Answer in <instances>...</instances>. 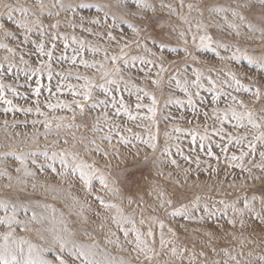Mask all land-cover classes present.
<instances>
[{
	"label": "rangeland",
	"instance_id": "374dc122",
	"mask_svg": "<svg viewBox=\"0 0 264 264\" xmlns=\"http://www.w3.org/2000/svg\"><path fill=\"white\" fill-rule=\"evenodd\" d=\"M44 2L51 3V0H44ZM77 2L79 0H65V3L74 4ZM85 2L100 5L102 10L97 12L96 7L77 9L75 15L71 12H61L58 17L61 27L56 31H59L62 36H68L69 48L64 50L65 41L60 38L54 41L56 49L51 62L53 79L49 81L47 69L38 72L35 76L31 75L32 69L40 68L47 59L39 56L31 41L38 43L43 41L46 50L53 43L49 41V35L54 30L47 27L49 24V18L46 15L47 9L41 16L45 25V35L40 37L39 29L34 26L29 42L21 43L23 29H17L15 24L8 19L9 9L4 6L11 5L13 9H16L11 14L15 20H19L21 15L18 9L27 7L35 11L36 0H0V23L6 24L16 36L15 40L5 39L0 33V43H6L9 47L16 48L15 56L0 48V65H3L4 68L9 67V62L14 65L12 73L4 74V83L12 85L19 93V95L13 96L11 91H7V98L13 101V105L25 109L35 108L34 101L39 99L41 110L48 112V109L43 107L47 101L52 103H56L57 100L71 102L72 96L67 88L68 84L73 85L77 91L84 90L85 80L76 79L79 74L97 85L93 89L95 97L105 99L104 93L99 87L105 84L104 79L101 78L100 70L98 67L85 68L80 61L83 59L89 63L101 62L104 59L105 49L108 50L109 55H113L118 52V47L114 43L109 46L106 36L101 39L99 36H90L88 32H82L79 18L83 16L85 21L90 18L100 19L101 24L99 25L85 22L83 27L103 36L105 20L110 29L113 14H115L117 26L113 30V35L118 38L122 36L123 40H129L131 44V47L127 49L129 64L124 67L121 63L123 80L119 82V90H116V85L106 86L112 90L117 100L121 97L124 98L133 115L147 114L146 108L140 110L139 113L135 110L137 89L143 88L156 95L158 100L157 125L153 126L151 131L154 134L157 127L159 129V138L156 141L157 149L154 152L136 138L137 136L142 140L150 138L149 133L143 127L137 126L141 123L140 121H130L122 110L120 116L111 117V113L116 110L112 109L110 104L107 109L110 113V120L107 123L101 120L99 130L94 129V118L105 111L103 106L91 109L89 103L85 109L84 117L79 115L77 109L75 121L71 119L72 112L57 108L55 113H49V119L52 115L65 119L63 121L53 120L51 129L46 130L42 123L44 117L38 116L35 111L32 113H5L3 109L6 105L0 104V199H4L6 193L10 192L13 198H19L16 202L22 205L17 208L18 220L28 221L33 212L40 220L39 223H29L30 230L27 232L23 230V224L14 225L16 237L29 239L36 244H43L40 238L41 232L45 237L51 238L54 232H62V229L67 227L74 233L72 239L75 243L92 253L89 259L95 264H122V262L124 264H128V262L147 264L143 257L138 262L135 260L136 253L132 251L133 245L128 243V240L134 239V234L131 232L132 223L118 225L113 219V217L119 219L116 209H104L97 196L104 199L106 203L116 204L122 209L123 215L135 223L137 229L146 232L150 223L149 217H165V213L156 207L157 196L153 192V188L159 186L169 192L180 188L181 191H187L189 197L199 195L201 208L207 203L214 215L208 217L204 225L185 221L181 217H167L166 225L172 227L177 233V246L189 249L182 258L171 256L168 251L171 245L161 250L159 227L155 225L154 239L158 255L152 264H190L193 249L196 252H206L220 264H225V261H228V264H235L224 255V252L231 253L241 261V264L244 262L254 264L258 257L264 255V223L256 218L255 212L248 210L242 216H234L232 208L220 204L219 201L224 200L227 205H231L244 195L251 196L253 193L259 199L261 180H253V176H260L264 180V174L253 167L252 176H249L247 171L241 170V167L230 166V158L233 155L239 156L241 151H246V148L242 149L235 142L228 143L226 134L241 135L243 130H233L232 125L236 121L230 118V114L229 119L225 120L223 124L213 117L217 114L223 116V110L229 103L230 95L245 99L250 95L243 90L237 93L234 91V85L229 87L230 81L224 75L225 72L237 73L245 86L264 82V72L258 71V65L249 64L248 59L245 58L251 56L258 59L264 54V40L261 39L260 32L249 33L246 28L241 27L242 34L236 36L234 31L228 28L224 17L226 16L229 22L233 21L231 9L236 8V0H184L183 8L180 7V0H163V3L172 5L174 12H170L168 8L162 9L160 7L161 0H155L157 10L154 14L149 13L152 16L153 26L149 27L145 33L147 38L143 36L134 38L139 40V44H136L132 42V33L127 25L119 23L121 5L126 2L134 7L133 0H85ZM189 3L194 5L191 12L187 8ZM253 3L257 5L255 11L258 13V0H253ZM220 7L227 8L229 11L219 14L212 11V9ZM201 12H203V16L200 15ZM181 16L186 17L189 23H183L180 19ZM29 19H33V17L29 15ZM66 19L74 20L77 27L75 29L68 27ZM249 19L252 20L256 28L260 27L258 19L251 15H249ZM198 21L211 25L207 28L208 34L212 35L214 40L226 45L227 51L224 47H217L215 44L211 47H197L199 35L204 34L203 31L198 33L196 28ZM235 22L240 23L238 20ZM173 27H175V31H172ZM189 27H191V31H188ZM181 31L185 32L183 39L179 36ZM161 34L165 39L163 53L159 50ZM194 34H197L195 44L192 42ZM73 35L78 40L86 42L81 55L74 52V49L79 48V44L71 42ZM154 36L156 37L155 42H153ZM123 40H121V44ZM184 40L188 41L187 45ZM90 47H95L97 51H90ZM185 47L188 48L191 55L184 52ZM145 48L150 51L146 52ZM237 48L240 49L239 52H237ZM150 53H155V56ZM62 54L68 59H60ZM21 55L24 56L27 64L20 61ZM161 55L163 61L159 59ZM5 57H8V60H5ZM73 57L77 61L75 65L71 62ZM133 57L136 58L135 63H132ZM140 58L145 61L154 60L155 65L141 64ZM161 63L167 71L161 73L162 83L157 89L150 84L145 73L155 79L156 73L160 71ZM107 67H111L110 63L107 64ZM193 69L201 73L199 87L194 85L196 77L193 75ZM25 72L28 73L27 76ZM57 73L66 79H61ZM37 79L44 86L39 98L35 97L32 91L37 86L35 84ZM209 79L215 82V87L209 84ZM176 80H180L181 86L187 88L188 95H185V92L176 86ZM58 84L65 85L61 90L62 94L57 93L55 96H51L48 87L51 86L55 92ZM218 94L220 95L219 101L213 103V97ZM139 95H143V93L141 92ZM25 96L28 97L27 100L23 99ZM189 96L193 101L191 105L188 103ZM170 98L172 101L179 100L181 103L169 102ZM143 104H150V100L145 98ZM213 109L218 111L214 113ZM204 113H208V116H205ZM33 121H38V123L33 125ZM58 123L61 124L60 128L56 127ZM110 128L112 130L111 144L102 139L109 134ZM127 128H131L132 131H126ZM175 128H179L180 131H174ZM220 129L223 131L221 132ZM46 131L48 132L47 139L44 138ZM165 132L170 134L169 138L165 137ZM189 133L196 136L195 144H193L192 135ZM120 136H124L127 143L121 142ZM202 136L206 138L201 140ZM34 138L35 143L33 142ZM64 140H67L68 143L65 144ZM54 141L55 144H53ZM201 144L203 150H201ZM73 145H75L74 148ZM225 147L228 149L227 152L222 151V148ZM166 148L169 149L170 154L168 155H165ZM64 149L70 153H77L89 164L95 161L94 166L103 173L109 187L118 188L119 193L114 195L104 190L99 183L98 176L92 178V190L89 191L80 180L78 170L73 175L64 177L61 175L63 168L59 157L53 162L40 155L47 151L51 156L53 151L59 152ZM209 149L212 152L211 156L208 155ZM260 150H264V148H258L254 160L249 156L244 161H231V164H242L245 169L252 167L254 161L255 163L260 162ZM33 152H36L37 156H31L30 154ZM16 156L25 158L28 170L34 172V176L25 175L23 170L20 173L15 171V168L20 166ZM33 159H36L35 165L32 164ZM171 160H176L179 167L173 166L170 163ZM197 160L199 166H197ZM49 165H52L56 171H52V167ZM41 166L43 171L39 170ZM5 173L11 175V181L8 180ZM9 183L12 184V188L6 189L4 186ZM33 185L36 187L33 188ZM129 199L133 201L131 204L128 203ZM24 207L28 209L27 214L24 212ZM236 207L242 208V204H237ZM204 215L206 214L202 211L197 212L196 218ZM2 216H4V212L0 210V217ZM141 219L145 220L143 225L140 224ZM230 219H236L235 226L227 223ZM121 226L129 230L130 234L127 240L123 231L120 230ZM205 228L212 232L211 238L204 234ZM4 231L6 229L0 226V234ZM165 238L171 239L167 228L165 229ZM2 243L3 240L0 239V244ZM212 248H215L216 251L212 252ZM64 255L67 257V252ZM47 256L52 259L54 253L49 252ZM68 259L71 260L70 257ZM202 259L203 257H197L198 262ZM75 264H81V260L77 259Z\"/></svg>",
	"mask_w": 264,
	"mask_h": 264
},
{
	"label": "snow or ice",
	"instance_id": "6c2138e0",
	"mask_svg": "<svg viewBox=\"0 0 264 264\" xmlns=\"http://www.w3.org/2000/svg\"><path fill=\"white\" fill-rule=\"evenodd\" d=\"M134 7L132 5H128L126 2L121 5L122 11H121V17L119 19L120 24H126L127 28L131 31L133 40L132 42L139 44V40L134 39L135 37H144L145 33L147 32L148 28L153 26L152 25V16L149 15V13H155L156 12V6H155V0H133ZM259 4V12L257 13L256 7L257 5L253 3V0H236V8L231 9V16L233 17V21L229 22L227 20V17L225 16L224 19L227 23V26L229 29L233 30L236 36H240L241 33V27H244L247 29L249 33H254L256 31L260 32L261 39L264 40V0H258ZM5 8L9 9L8 12V19L11 20L17 29H23V40L21 43H28L30 40V34L33 31V27L35 26L37 29H39V35L40 37H43L45 35V25L43 23V20L41 19V16L44 15L45 10L47 9V17L49 18V24L47 25L48 28L54 30L52 34L49 35V41L53 42L51 43V47L46 50L45 43L43 41L37 42V41H31V43L36 48V51L39 53V56L47 59L44 61V63L41 65L40 68H33L31 71V75L35 76L38 72H42L45 69L48 70V80L51 81L53 79V73H52V60L54 56V51L56 49V44L54 41L57 38H60L65 41L63 47L64 50H67L69 48L68 36L67 35H61L59 31H56L60 29L61 27V21L58 19L60 17L61 12H71L73 15H75L77 9H84V8H90V7H96L97 12L102 10V7L100 5H92L90 3L85 2V0H79L77 3H65V0H51V3H45L44 0H36V3L34 5L35 11L27 8V7H20L18 10L21 15V19L15 20L12 16V11H16V9H13L11 5H5ZM160 7L168 8L170 12H174L175 10L172 8L171 4H165L163 3V0H161ZM180 7H184V0H180ZM188 11L191 12L194 8V5L192 3H189L187 5ZM213 12L219 14L221 12H228L229 9L227 8H214L212 9ZM29 15L33 17V19H29ZM201 16H203V12L200 13ZM249 15L253 16L254 18L258 19L260 22V27L256 28L252 22V20L249 19ZM105 16H107V13H105ZM180 19L183 21V23L188 24L189 21L186 17L181 16ZM238 20L240 23H236L235 21ZM81 28L80 30L82 32H88V34L99 36L101 39H103L105 36L107 37V40L109 41V46H111L113 43L118 47V52L113 55L108 54V50H104V59L101 62H94L89 63L86 60H81L80 63L85 68H94L98 67V69L101 72V78L104 79L105 84L100 85L101 91L104 93L105 99H98L93 94V89L97 87V85L87 77H81L79 74H77L76 79H84L85 85L84 90L77 91L75 87L71 84L67 85V88L69 89L72 100L70 103L57 100L56 103H52L51 101H47L43 107L48 109V112L41 110V102L39 99L34 101L35 108L29 107V108H21L13 105V101L11 99L7 98L6 92L11 91L13 96L19 95L16 88L12 85H6L4 83L3 77L5 73H12L14 65L9 62V67L4 68L3 65H0V104L6 105V107L3 109L5 113L8 112H25V113H32L35 111V113L38 116L44 117V120L42 121L44 127L46 130H50L52 127V121L58 120L63 121L64 117H59L52 115L51 119H49V113H55L56 109L59 108L61 110H67L68 112H72L73 115L71 117L72 121L76 120V110H79V115L81 117H84L86 115V107L91 104V109H95L98 106H103L105 111H102L100 114H98L94 118V129L99 130L100 127V121L103 120L105 123L109 122L110 120V113L107 111L109 104L111 105L112 109H115L116 111L114 113H111V117H117L121 115V110L125 115H127L128 119L130 121H140L141 123L138 124V127H143L145 131L149 133V139L148 140H142L141 137L137 136L136 138L138 140H141L142 143L146 144L149 148H151L154 152L157 149V143L156 141L159 138V129L157 127L156 132L153 134L151 129L153 126L157 125V113H158V100L154 93L146 91L143 88L137 89L136 94V103H135V110L137 113H139L140 110L146 108L147 114L145 115H133L132 111H130L129 105L125 103V100L123 97H121L119 100L116 99L115 95H113L112 90H110L106 85H116V90H119V82L123 80L122 72L123 68L121 67V63L124 67H127L129 64V58L127 49L131 47V44L129 40H123V37H117L116 35H113V30L117 26V17L115 14H113L111 26L109 29V25L107 24V21L105 20V32L103 36L100 35V33H93L91 29L83 27V24L85 22L92 24V25H99L101 24V20L97 18H90L87 21H85V17L81 16L79 18ZM68 27H71L75 29L77 27V24L74 20H65ZM210 24H204L203 21H198L196 24V28L198 30V33L200 31H203V35H199V45L197 47H211L213 44H215L217 47H224L227 51V46L221 43L218 40H214L212 35H209L207 32V28L210 27ZM175 27L172 28V31H175ZM188 31H191V27H189ZM0 33L3 34L5 39H12L15 40L16 36L15 34L7 27L6 24L0 23ZM185 35L184 31H181L179 33V36L181 39H183ZM121 40H123V43L121 44ZM156 37H153V42H155ZM160 44H159V50L161 53L164 51L165 46V39L163 35L161 34L159 37ZM197 40V34H194L192 36V42L193 44L196 43ZM72 43H78L79 48L74 49V52L77 55H81L82 52L85 49L86 42L83 40H78L75 35L71 37ZM185 45H187L188 41L184 40ZM19 47V45H17ZM0 48L5 49L8 53H11L13 56L16 54V48L9 47L6 43H0ZM90 51H97L95 47H90ZM146 52H149L147 48H145ZM240 49L237 48V52H239ZM184 52L187 55H191L188 48H184ZM151 55L155 56V53H150ZM217 56H219V53H217ZM220 59H224L223 57H219ZM235 58V57H233ZM246 59H248L249 64H257L258 65V71L264 72V54H262L258 59H255L251 56H246ZM20 61L27 64V61L24 59V56H20ZM60 59H68L67 56L63 55L60 57ZM161 61H163V56L159 58ZM5 60H8V57H5ZM136 58H132V63H135ZM71 62L73 65L76 64V58H71ZM110 63L111 67H107V64ZM141 64H153L155 65L154 60H147L145 61L143 58H140ZM160 71L156 73V78L152 79L148 73H145L146 78L150 81V84L155 86L157 89L160 88L162 80H161V73L167 71L163 67V63L159 65ZM151 70L149 69V72ZM25 75L27 76L28 73L25 72ZM57 75L61 76V79H66V77L62 76L60 73H57ZM193 75L196 77L194 81V85L196 87L200 86V78L201 73L198 72L196 69H193ZM224 75L228 78L230 83L228 84L229 87H234V91L237 93L243 90L245 93H249L250 95L248 98H238L237 96L230 95L229 96V103L227 107L223 110V116L217 114L213 117V119L219 121L221 124L227 119L230 118L234 121H236L235 124L232 125L233 130H243V134L233 136L231 134H226L228 136V143L235 142L236 145L240 146L242 149L246 148V151H241L239 156L233 155L230 158V166H237L241 167L242 171H247L249 176H252V168L259 169L260 173L264 174V150L259 151V163L253 162L252 167H249L245 169L242 164L232 165L231 161H244L246 157H253V160L257 154L258 148H264V82H260L258 85L256 83L249 84L248 86H245L244 83L241 82V79L238 77L237 73L228 71L225 72ZM175 79V78H173ZM209 84H211L213 87H215V82L212 79H209ZM35 84L37 85L32 91L33 95L37 98L41 95V89L44 87L41 84V81L37 79L35 81ZM176 86L180 87L182 91L185 92V95H188V90L186 87L181 86L180 80H176ZM65 87L64 84H58L56 86L55 92H53V89L51 86L48 87V92L51 96H55L57 93L62 94L61 90ZM143 93V95H139V93ZM198 95V93H197ZM79 97V98H78ZM110 97V99H108ZM147 98L150 100V104L145 105L143 104L144 99ZM23 99L27 100L28 97H23ZM220 99V95H216L213 97V103H217ZM169 102L174 103H181V101L176 100L172 101L171 98ZM188 103L191 105L193 103L191 96H189ZM119 105V106H118ZM218 110L213 109V112L216 113ZM205 116H208V113H204ZM147 122V123H146ZM38 123V121H33V125ZM87 126V125H85ZM57 128L61 127V124L58 123L56 125ZM118 127V126H117ZM128 132H131V128L125 129ZM174 131L179 132V128H175ZM222 132L223 129H220ZM112 130L109 129V134L105 135L102 139L108 141L109 144H111L112 141ZM191 134V133H189ZM218 134V133H217ZM192 135V142L195 144L196 142V136L194 134ZM165 137L169 138L170 134L165 132ZM45 139L48 138V132L46 131ZM75 138V137H74ZM205 136L201 137V140L205 139ZM120 141L127 143L124 136H120ZM35 143V138L34 141ZM83 142V141H81ZM56 142L54 141L53 144ZM64 143L67 144L68 141L64 140ZM92 143H95V141H92ZM73 148L75 145L72 146ZM201 150H203V145H200ZM99 150V149H98ZM223 152H227L228 149L222 148ZM169 149H165V155H168ZM31 156L35 157L37 156L36 152H33L30 154ZM40 155H43L46 160H52L53 162L59 157L60 163L62 165L63 171L61 172V175L64 177H69L74 174L75 171H79L80 173V180L83 181L84 186L91 191L92 190V178L98 176L99 177V183L101 187L104 190H107L108 192H111L112 194H118L119 189L118 188H110L109 184L103 175L101 171H99L94 165L95 161L91 164L85 162L82 158L79 157V155L75 152H69L67 149L61 150L59 152L53 151L51 156L48 155V152H42ZM106 155V154H105ZM208 155L211 156L212 152L209 149ZM185 159H187L185 157ZM16 160L19 161V167L15 168V171L17 173H20L22 170L25 175L27 176H34L35 173L28 170L26 160L23 156H16ZM170 163L173 166L179 167L176 160H171ZM197 166H199V161H196ZM32 164H36V159L32 160ZM49 167H52V165H49ZM40 171H43V167L39 169ZM52 171H56L54 167H52ZM7 175V178L9 181L12 180V177L10 174L5 173ZM253 180H261V187H260V196L259 199H257V196L253 193L251 196L244 195L242 198L238 199L236 203L227 205L224 200H220V204H225L226 207H231L234 216H242L246 210L255 212L256 218L261 221V223H264V180L261 179L260 176H253ZM177 183H179L177 181ZM6 189H11L12 184L9 183L8 185L4 186ZM36 185H33V188H35ZM235 187V185H233ZM247 187V186H242ZM153 192L157 196V203L156 207L160 209L162 212L165 213L164 218H159L156 216L149 217V227L146 232H141L139 229L136 228L135 223L131 220H129L126 216L123 215L122 209H120L116 204L114 203H106L104 199L97 196V199L100 203V205L104 209H116L117 211V217H113L114 220L118 223V225H122L123 223H132V229L131 232L134 234V239L128 240L129 244L133 245L132 251L136 253L135 260L138 262L140 261V258L143 257L144 261L147 262V264H152V261L154 258L158 255L156 249H155V239H154V226L158 225L159 227V245L161 250L165 249L166 246L171 245V248L168 249L172 257H183L185 252H188L189 249L178 247L176 244V240L178 239L176 231L172 228L166 225L165 220L168 216L172 218L181 217L185 221H189L191 223H196L200 225H204L205 221L208 217H212L214 213L209 208V205L205 203L203 205V208L200 206L201 197L199 195H194L192 197H189L187 194V191H181L180 188H175L171 192L160 188L159 186H156L153 188ZM17 198H13L12 194L6 193V196L4 199H0V210H3L4 216L0 217V226H3L6 231H4L2 234H0V239L3 240V243L0 244V264H75V261L77 259L81 260V264H95L94 261L89 259V256L92 255V253L89 250H86L83 246H79L75 243V241L72 239L74 236V233L68 230L67 227H64L62 229V232L55 233L51 236V238L45 237L43 233H40V238L43 241V244H36L30 241L29 239L25 238H17L15 234V228L14 225L23 224V230L25 232L29 231L28 224L31 222H37L39 223L40 220H38V217L35 212H33L32 216L29 217L28 221L21 222L17 219L18 213L17 208L22 207L21 204L17 203ZM133 201L131 199L128 200V203L131 204ZM237 204H242V208H237ZM258 209V211H257ZM155 210V209H154ZM28 209L24 207V212L27 214ZM202 211L206 215L200 216L198 219L196 218V213ZM145 223L144 219L140 220V224L143 225ZM228 224L235 226L236 219H230L227 221ZM241 226L243 227V221L241 220ZM167 228V233L171 237V239L165 238V229ZM121 231H123L124 237L127 240L129 237V230L124 229L122 226L120 228ZM39 231V230H38ZM45 231H52V230H45ZM204 234L206 236H209L211 238L212 232L208 231L207 228L204 229ZM150 238L151 242H150ZM119 247V244L117 245ZM212 252H215L216 249L212 248ZM52 252L54 253V258L49 259L47 256V253ZM67 252V257L64 255V253ZM224 255L228 257L230 261H234L235 264H241V261L237 260L235 256H232L229 252H224ZM251 255V253H249ZM71 258L69 260L68 258ZM197 257H203L201 261H197ZM124 264V262H122ZM128 264H131V262H128ZM190 264H220L219 261L215 260L214 258L210 257L206 252L200 251L196 252L195 249L192 250V255L190 256ZM225 264H228V261H225ZM244 264H248V262H244ZM254 264H264V255L257 258V261L254 262Z\"/></svg>",
	"mask_w": 264,
	"mask_h": 264
}]
</instances>
